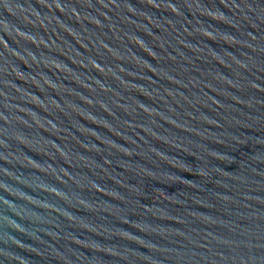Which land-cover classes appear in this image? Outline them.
Returning a JSON list of instances; mask_svg holds the SVG:
<instances>
[{
	"label": "water",
	"instance_id": "obj_1",
	"mask_svg": "<svg viewBox=\"0 0 264 264\" xmlns=\"http://www.w3.org/2000/svg\"><path fill=\"white\" fill-rule=\"evenodd\" d=\"M0 264H264V0H0Z\"/></svg>",
	"mask_w": 264,
	"mask_h": 264
}]
</instances>
